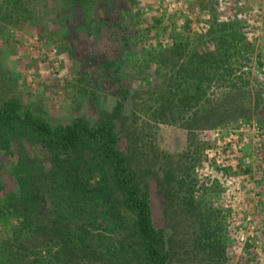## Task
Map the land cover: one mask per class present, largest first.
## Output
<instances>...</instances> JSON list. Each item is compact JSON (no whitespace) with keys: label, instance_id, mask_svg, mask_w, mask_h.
Instances as JSON below:
<instances>
[{"label":"trees","instance_id":"16d2710c","mask_svg":"<svg viewBox=\"0 0 264 264\" xmlns=\"http://www.w3.org/2000/svg\"><path fill=\"white\" fill-rule=\"evenodd\" d=\"M200 1L204 34L197 40L181 33L186 9L170 0L0 5L4 23L10 13L26 18L46 32L38 40L50 50L70 57L85 50L78 80L88 104L53 125L14 97L0 103V264H172L181 243L197 263L227 264L230 222L221 185L199 179L207 144L195 132L259 118L264 98H251L241 70L240 50L252 47L244 23L218 18L219 0ZM98 89L113 97L110 109L95 105ZM145 96L154 100L153 116L186 131L180 152L149 155L146 123L127 102ZM121 137L128 153L119 149ZM149 179L163 196L164 227L152 221Z\"/></svg>","mask_w":264,"mask_h":264},{"label":"rangeland","instance_id":"374dc122","mask_svg":"<svg viewBox=\"0 0 264 264\" xmlns=\"http://www.w3.org/2000/svg\"><path fill=\"white\" fill-rule=\"evenodd\" d=\"M4 1L0 0L2 7ZM170 1L177 5V11L186 9L179 13L178 24L184 28L181 32L184 37L190 40L202 37L201 1ZM214 10L220 19L236 16L244 23L252 47L240 50L244 63L241 70L245 73L251 98L263 99L264 0H219ZM10 15H5L6 23L1 20L4 15H0V103L14 97L23 109L53 125L68 122L74 115L82 114L88 104L84 92H81L84 84L78 79L82 77L79 72L80 53L86 54L85 50H75V57H70L66 50H50L46 39L38 40V35L45 38L46 32L30 26L26 18L15 13ZM94 100L96 106L100 104L105 109H110L113 103V97L101 89L95 92ZM127 102L128 109L141 118L140 125L146 123L143 131L149 155L181 151L188 138L186 131L153 116V99L145 96L135 103L131 98ZM196 133L207 144L206 153L197 166L199 179L215 178L221 185L218 200L226 222H230L232 237L227 264H244L251 256L252 264H264V113L259 118L240 120L229 127ZM118 144L119 149L128 153L125 138L121 137ZM152 162L154 165L161 163L156 157ZM243 164L250 168L245 169ZM140 169L144 171L145 167L141 165ZM148 181L153 224L156 228L164 227L162 193L154 179ZM7 184L11 187L10 183ZM4 230V222L0 219V231ZM179 246L184 248L177 249L172 264H203L186 254L183 243Z\"/></svg>","mask_w":264,"mask_h":264},{"label":"built area","instance_id":"2783aa9c","mask_svg":"<svg viewBox=\"0 0 264 264\" xmlns=\"http://www.w3.org/2000/svg\"><path fill=\"white\" fill-rule=\"evenodd\" d=\"M239 2H243V0H238Z\"/></svg>","mask_w":264,"mask_h":264}]
</instances>
